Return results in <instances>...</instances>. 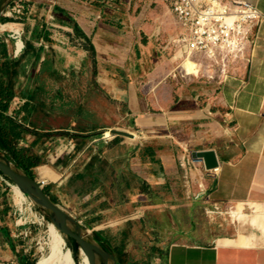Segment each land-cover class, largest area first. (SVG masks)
Masks as SVG:
<instances>
[{"label":"crops","instance_id":"obj_1","mask_svg":"<svg viewBox=\"0 0 264 264\" xmlns=\"http://www.w3.org/2000/svg\"><path fill=\"white\" fill-rule=\"evenodd\" d=\"M123 1L13 0L23 19L0 22L13 58L27 62L8 114L32 131L19 146L39 158L35 179L84 231L109 238L101 264H264V245L237 243L261 231L230 210L243 203L252 216L248 203L264 204V19L231 75L202 86L203 72L180 79L157 55L168 39L154 0ZM243 1L264 15V0ZM121 126L138 148L90 142ZM210 149L218 170L188 175L184 158ZM8 246L15 256L0 227Z\"/></svg>","mask_w":264,"mask_h":264},{"label":"built area","instance_id":"obj_2","mask_svg":"<svg viewBox=\"0 0 264 264\" xmlns=\"http://www.w3.org/2000/svg\"><path fill=\"white\" fill-rule=\"evenodd\" d=\"M173 15L176 29L169 41L172 48L181 54L200 55L211 63V70L203 72L210 81L220 82L231 75L232 63L246 58L254 49L259 38L260 25L264 15L253 4L243 0H159ZM23 49V44L18 52ZM194 75V74H191ZM120 131L135 132L134 128H111L92 137L90 142L112 143L122 139L131 144V137L119 135ZM140 139V137H139ZM139 142V141H138ZM133 147L138 148L139 143ZM185 172L215 173L218 168L207 170L204 164H198L190 155L184 158ZM3 181H7L0 174ZM46 186L45 180H40ZM28 237L27 232L19 236ZM89 234H93L89 231ZM17 238V237H16ZM0 264H16L0 262Z\"/></svg>","mask_w":264,"mask_h":264},{"label":"rangeland","instance_id":"obj_3","mask_svg":"<svg viewBox=\"0 0 264 264\" xmlns=\"http://www.w3.org/2000/svg\"><path fill=\"white\" fill-rule=\"evenodd\" d=\"M11 1L13 0H10L9 4L5 9L4 15H2L1 18L9 17L11 18V21H16V22L21 21L23 19V15L16 11H12L8 8L11 7L12 5ZM125 4L126 3L123 0H119L118 2L116 0H104V5L107 7H113V8L119 7V9H122L123 7H125ZM150 7H151V11L156 9V7H159L158 11L160 15V20L163 22V24H166L167 26V31L165 34L168 40L164 44L166 46V49L163 48H160L159 50L156 49L157 55L162 57L163 60H166L167 63L165 64L169 65L171 69L174 72H176L178 78L183 80H190L188 77H182L178 75V72H181L179 71L181 70L179 69L181 67L177 68V66L181 64L182 58H180V55L177 54V50L175 53V49L172 48V44H169V41L173 36V30H174V27L172 25L173 22L172 13L167 7L163 5L161 1L154 0V2L150 5ZM154 15L155 14H150L149 15L150 18H148L152 22L154 21ZM178 52L181 53L180 51ZM192 57L196 60L203 61L206 64L208 62L205 59H203L204 57L200 55H197L196 56L197 58H195V56L192 54ZM197 84H200L202 86H212L213 82H211L208 79V77L204 76L201 77L200 81L197 82ZM120 128H123V126H121ZM138 141L139 139L137 141H132V142L137 143ZM129 145L134 146L131 144ZM7 182L8 181H3L0 178V227L8 231V236L11 240V244L14 246L17 253L14 256L11 253V248L9 246L6 248L1 247L0 262H5V263L14 262L16 264H19L18 256H27L32 262L35 261L37 264V262L40 259L48 257L51 253V248H50L51 238L48 232L49 229L48 225L53 223L48 222L46 220L44 214L45 212H43L38 206L32 203V201L23 192L22 193L27 197V201L23 203V205L19 204L15 198L16 192L14 190V186L16 185ZM57 204L62 208L61 199H59V203ZM109 227L114 228L117 227V225L109 226ZM56 229L64 239V244L62 246L63 251L64 252L70 251L71 244L69 238L64 236L57 227ZM22 231L27 232L28 237H25L24 234L22 236L21 235L19 236V234ZM83 259L84 256L80 252L79 263L73 261V264H83Z\"/></svg>","mask_w":264,"mask_h":264},{"label":"trees","instance_id":"obj_4","mask_svg":"<svg viewBox=\"0 0 264 264\" xmlns=\"http://www.w3.org/2000/svg\"><path fill=\"white\" fill-rule=\"evenodd\" d=\"M10 20L11 18L9 17H3L0 22ZM27 47L28 56L31 55L37 57V54L34 53V46L28 43H25L22 51ZM90 49L92 52H95L92 44H90ZM22 60L13 58L6 39L0 37V155H3L10 163H12L18 171L35 179L36 176L33 170L38 165L39 158L34 155L29 148L19 146L20 140L24 139L27 134H31L32 131L22 126L16 119L8 114L9 104L15 97L14 86L16 81L20 74L25 73L27 67V62L23 63ZM4 177L9 183L14 184L9 178L6 176ZM45 192L54 203H58L57 199L50 193L48 188H45ZM45 218L48 222H52L48 214L45 215ZM103 236L104 235L101 232H95L89 236V241L110 253V240L108 237L104 238ZM69 241L71 244L70 251L73 260L79 263L80 246L73 239L69 238ZM18 263L36 264L35 261L32 262L27 256H18Z\"/></svg>","mask_w":264,"mask_h":264},{"label":"water","instance_id":"obj_5","mask_svg":"<svg viewBox=\"0 0 264 264\" xmlns=\"http://www.w3.org/2000/svg\"><path fill=\"white\" fill-rule=\"evenodd\" d=\"M10 0H0V20ZM120 136L132 137L130 133L120 131ZM195 160H202L207 170L219 168L220 162L214 150L193 151ZM0 173L9 178L27 197L38 206L52 223L66 237L75 240L88 260V264H101L102 258L110 257L109 253L89 241V231H84L63 208L54 203L45 192L40 180L33 179L18 171L3 155H0Z\"/></svg>","mask_w":264,"mask_h":264},{"label":"bare ground","instance_id":"obj_6","mask_svg":"<svg viewBox=\"0 0 264 264\" xmlns=\"http://www.w3.org/2000/svg\"><path fill=\"white\" fill-rule=\"evenodd\" d=\"M11 26V25H10ZM4 26L0 27L3 28ZM21 47V43L19 45ZM182 58L181 64L178 67H181V71L184 74L191 75L194 74L195 76H199L201 72L210 71L211 70V63L209 60L205 59L207 62L204 63L203 61L196 60L192 57V52H188L187 54H181L177 52ZM132 137L130 138L131 141H137L139 136L137 133L132 132ZM8 183V182H7ZM14 190L16 192V201L23 205L27 201V197L22 193V191L14 186ZM245 204L238 203L235 207L231 208V217L234 223L239 221L248 220L250 224L257 227L261 231V236L255 238L254 236L250 237H240L237 241L239 245H257L258 243L264 245V204L262 203H248V209L253 211L254 214L249 216L244 213L245 211ZM22 212V211H21ZM49 235L51 238V253L48 257L40 259L37 264H73V257L70 251L64 252L63 251V244L64 239L61 234L58 232L56 227L53 224L48 225ZM229 244V241H226ZM71 248V247H70ZM81 254L84 256L83 264H88V260L84 253L81 251ZM75 263V262H74Z\"/></svg>","mask_w":264,"mask_h":264}]
</instances>
